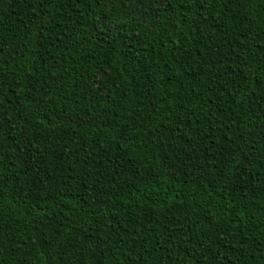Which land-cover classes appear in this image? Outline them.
I'll list each match as a JSON object with an SVG mask.
<instances>
[{
    "label": "trees",
    "instance_id": "16d2710c",
    "mask_svg": "<svg viewBox=\"0 0 264 264\" xmlns=\"http://www.w3.org/2000/svg\"><path fill=\"white\" fill-rule=\"evenodd\" d=\"M0 264H264V0H0Z\"/></svg>",
    "mask_w": 264,
    "mask_h": 264
}]
</instances>
